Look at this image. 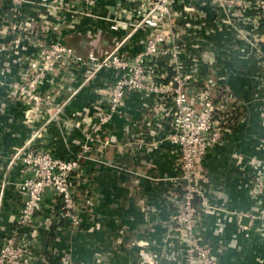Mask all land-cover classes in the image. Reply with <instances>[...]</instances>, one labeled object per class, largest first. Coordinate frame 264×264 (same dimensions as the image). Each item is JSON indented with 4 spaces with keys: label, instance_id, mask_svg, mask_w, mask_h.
<instances>
[{
    "label": "crops",
    "instance_id": "obj_1",
    "mask_svg": "<svg viewBox=\"0 0 264 264\" xmlns=\"http://www.w3.org/2000/svg\"><path fill=\"white\" fill-rule=\"evenodd\" d=\"M40 1L27 0L21 14L13 16L6 12L10 2L0 0V30L2 15L16 23L13 33L0 37V44H4L0 48V244L15 225L22 204L17 184L25 175L20 164L8 165L12 151L29 131L26 103L8 96L10 84L19 80L26 67L25 56L34 50V42L22 31V22L35 20L41 12L46 14L51 21L60 22L62 29L66 27L63 42L81 55L89 47L87 30H101L98 45L104 48L110 46L113 35L105 22L79 17L72 9L62 11L58 18L52 16L49 8L38 6ZM112 2L98 0L96 10L109 15ZM173 8L179 12L174 22L181 32L184 51L180 58L192 75L190 83L203 87L209 76L217 82L211 88L212 100H217L220 88L226 86L240 103L232 131L207 151L197 168V182L203 189L199 234L213 247L219 264H264L263 228L249 217L250 212L264 209V203L251 198L240 170L250 157H264L260 148L264 128L259 124L264 110V64L255 53L262 32L259 11L234 6L220 12L199 0H177ZM65 24H73L75 29ZM48 30L43 32L46 38L51 37ZM139 34L125 40L127 49H139ZM16 37V44H8ZM112 79L110 70L100 71L86 84L80 83V71L60 68L49 74L40 90L45 95L53 92L58 102L67 101L59 118L42 132L39 146L57 157L75 154L89 132L95 115L93 105H104V84ZM156 101L140 91L127 93L121 113L95 138L89 158L73 177L80 209L76 228H70L64 219L57 220L58 197L51 191L43 194L44 208L36 215L34 231H21L34 244L36 254L56 262L68 252L73 264H147L151 255L153 260L148 264H177L167 257L170 252L177 254L178 247L167 239L165 223L171 211L166 195L180 173L176 168L178 152L167 142L155 148L139 149L136 145L140 137L158 141L165 136L168 117L164 111L148 115V108ZM247 111V119L240 120ZM237 155L242 156L241 162ZM210 204L219 210L211 212ZM233 210L244 215L238 218L231 214Z\"/></svg>",
    "mask_w": 264,
    "mask_h": 264
},
{
    "label": "built area",
    "instance_id": "obj_2",
    "mask_svg": "<svg viewBox=\"0 0 264 264\" xmlns=\"http://www.w3.org/2000/svg\"><path fill=\"white\" fill-rule=\"evenodd\" d=\"M8 1L10 4L6 12L13 16H19L21 7L27 3V0ZM199 1L212 5L220 12L234 6L244 10L258 9L262 32L260 42L255 44V53L264 64V1ZM176 2L177 0H113V10L109 15H102L96 10L98 0L38 2V6L49 8L51 15L57 18L62 11L72 9L79 17L91 16L106 23L107 29L113 34L110 46L104 48L98 45L100 29L95 32L87 30L85 35L89 47L84 55L63 42L66 27L62 29L60 22L51 21L42 12L35 20L24 19L22 31L34 42V50L25 56L26 67L20 73L19 80L10 84L8 96L20 98L26 103L29 131L21 145L12 151L8 165L20 164L25 175L17 184L22 204L15 225L0 244V264H73L68 252L56 262L48 260L42 254H36L34 244L21 231H34L36 215L44 208L43 194L46 191H51L58 197L60 212L57 220H66L73 229L79 225L80 209L75 199L73 177L80 172L81 163L89 158L95 138L103 133L104 127L115 115L121 113L124 98L132 91L152 95L157 100L154 106L148 108V115L163 110L168 117V128L163 138L158 141L137 138V147L155 148L161 142H167L178 152L176 168L180 173L175 178L177 183H174V187L166 195L171 211L165 223L166 237L178 247V257L175 252H170L167 257L177 264H219L213 247L199 234L203 214V189L197 182V168L207 151L219 145L225 135L232 131L240 103L226 86L220 88L218 99L212 100L211 88L217 82L209 76L203 87L190 83L192 75L186 71L180 58L184 45L180 41L181 32L174 22L175 17L179 16V12L173 8ZM187 9L193 10L192 7ZM2 21L4 24L0 37L13 33L15 21L8 22L3 15ZM64 26L75 29L73 24ZM45 30L51 31V37L43 36ZM133 34H139L140 47L137 50L127 49L124 45L125 40ZM257 40L255 38V42ZM17 42L18 37L8 44L14 45ZM0 48H4V44H0ZM60 68H67L71 73L80 71V83L83 84L89 83L102 70L113 72V79L104 84V105H93L95 115L89 124V132L80 143L79 150L68 158L54 156L39 146L42 132L59 118L67 101L58 102L53 92L45 95L40 90L49 74ZM247 116L248 111L239 119L246 120ZM259 124L264 128V110ZM260 148L264 150V137ZM236 157L241 162L242 156ZM240 170L251 198L260 204L264 203V157H250L240 166ZM208 209L215 212L219 210V206L210 204ZM231 214L238 218L244 215L236 210L231 211ZM249 217L252 222L259 223L258 227L263 228L264 232V209L250 212ZM152 258V255L147 256V264Z\"/></svg>",
    "mask_w": 264,
    "mask_h": 264
},
{
    "label": "water",
    "instance_id": "obj_3",
    "mask_svg": "<svg viewBox=\"0 0 264 264\" xmlns=\"http://www.w3.org/2000/svg\"><path fill=\"white\" fill-rule=\"evenodd\" d=\"M245 218H243V220H244Z\"/></svg>",
    "mask_w": 264,
    "mask_h": 264
}]
</instances>
